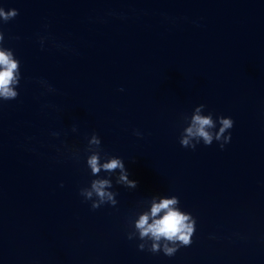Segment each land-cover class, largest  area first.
I'll list each match as a JSON object with an SVG mask.
<instances>
[{"label":"clouds","instance_id":"1","mask_svg":"<svg viewBox=\"0 0 264 264\" xmlns=\"http://www.w3.org/2000/svg\"><path fill=\"white\" fill-rule=\"evenodd\" d=\"M18 14L17 9L5 11L0 7V20L4 22L14 19ZM3 40L4 34L0 31V100L10 101L19 95L17 87L21 80L20 61L15 58L11 49L2 46ZM41 43L43 44V40ZM48 90L53 89L49 87ZM204 108L205 105L201 104L194 109L187 127L181 134L180 144L182 147L194 150L201 141L205 146H210L215 140L221 142L220 148L223 149L231 139V134L225 135V133L233 127L234 121L231 117L224 116H218L214 120L212 113L203 114ZM217 123L220 127L218 131H213ZM100 146V137L93 133L88 139L87 151L90 154L87 156L86 164L91 175L97 178L91 181L89 187L80 189V195L85 201H91L93 210L99 209L104 204L112 206L117 204L115 198L117 193L110 190L113 187L112 180L100 177L101 171L108 173L110 177L118 170L116 184L130 189L137 187V181L129 179V173L121 158L106 157L102 162ZM179 203V198L176 196L160 198L158 202L154 198L151 201L150 211L139 214L138 219L134 221V231L128 234V239L131 240L138 234L139 240L142 241L138 245L141 251L147 248L152 253L162 251L166 256H173L180 247L190 246L196 222L191 214L179 208Z\"/></svg>","mask_w":264,"mask_h":264}]
</instances>
